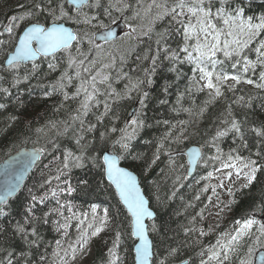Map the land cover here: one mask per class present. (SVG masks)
<instances>
[{
    "label": "snow or ice",
    "instance_id": "6c2138e0",
    "mask_svg": "<svg viewBox=\"0 0 264 264\" xmlns=\"http://www.w3.org/2000/svg\"><path fill=\"white\" fill-rule=\"evenodd\" d=\"M66 3L74 7L67 9ZM99 6L100 0H32L31 5L21 15L8 17L6 23L0 21V37H9L7 41L0 39V52L4 54V59L0 61V72L5 73L0 75V94L4 97L11 95V88L28 81L36 74L37 57L51 56L56 60V54H61V62L48 61V68L52 72L61 64L64 65V70L55 82L47 86L51 91H46L45 95L56 92L62 96L57 110H66L67 118L59 122L50 121L49 132H54L56 137L65 138L70 145L63 147L61 157L57 158L59 164L55 175L42 178L36 191L28 189L21 219L11 225L13 237L19 238L26 251L17 255L14 251L0 246V264H33L30 259L33 249H38L43 244L40 227L48 224L53 216L64 219V223L53 221L57 231L66 230L69 227L68 220H78L76 227L79 235L68 248H62L61 241H56L59 250L54 251L53 255L59 260V264H69L66 260L69 256L74 262L78 254L82 255L88 249L90 240L109 226L113 220L109 208H104L103 214L99 215L97 205L93 204L89 217L88 212H75L71 202L64 199L81 188L86 191L89 187L86 178L79 179L76 185L70 182L73 169L95 171L100 176L97 186L114 188L118 205L122 206L117 208V213L125 216L122 223L126 222V227L121 229L117 225L112 247L107 249L106 264H122L117 249L125 235L132 238L134 264H174L179 259L180 249L168 246L163 258L159 256L156 251L159 244L154 243L149 235L158 234L157 225L145 223L146 220L154 221L156 214L141 193L137 177L121 165L122 161H128L130 157L133 160L141 158L139 154L133 155V142L146 128L152 127L147 123L146 109L151 98L148 89L155 83L157 70L167 64V71L175 76L174 80L166 82L161 89L167 97L169 89L177 86L176 102L171 111L183 110L191 113L190 108H183L182 102L190 98L194 90L207 92L208 95V99L204 101L205 107L200 108L199 115H203L206 106L224 96L226 92L240 91L237 86L241 84L264 90V40L258 39L264 34V15L246 17L244 0H151L143 10L146 15L151 16L148 27H141L137 35V27L129 24L130 31L127 36L129 40H138L139 36H144L152 44L137 57L140 62L139 67L134 70L137 75L133 77L128 73L118 72L115 79L109 71L115 67L114 58L109 63H100L97 67L98 61L88 60L80 49L84 37L58 23L61 20H70L76 24L90 25L95 17L89 16L84 9ZM24 7L21 5V8ZM127 7L123 0H109V7L105 8V12L110 14L109 9L123 12ZM45 14L52 17L51 24L41 23L38 19L31 22L33 17ZM137 18H143L140 11H136L134 17L129 19ZM163 21L167 23L160 31H156V25ZM21 28L22 31H17ZM107 35L114 34L109 32ZM177 36L181 39L176 47H172L169 41ZM120 59L123 63L125 57L121 56ZM30 61L31 71L25 70L21 76V68H25ZM185 64L192 66V75L187 78V84L180 91L177 82L184 79L181 68ZM7 75H11L10 83L6 79ZM253 76L256 78L253 79ZM120 80L127 81L123 89L113 86ZM5 83H9V86H4ZM250 100L251 98L246 101L241 95L221 113L219 125L223 127L218 126L215 134L205 142L208 147L216 148L217 155L205 159L201 151L191 150L190 163H195L197 158L204 159L205 163L207 160L220 161L222 168H217L216 171L227 170L223 172V179L219 184L211 186L213 194H216L217 187L225 186L224 179L231 181L233 175L245 181L242 187H249L256 179L257 171L264 168L260 163L264 159V123L246 128V120H238L232 111V104H241L246 108L250 106ZM124 101L134 102L135 110L126 115L121 113L119 109ZM159 103L167 104L168 100L160 99ZM72 104H75L74 108L71 107ZM5 107V104L0 103V109ZM120 121H123L122 125ZM163 123L167 125L169 122ZM181 125L178 136L173 135V125L156 142V150L149 167L160 159L166 146L170 148L184 137L187 127L184 122ZM229 134L233 137V143L239 141V144L222 159L224 154L219 147V141ZM248 134L256 137V147L259 150L254 155L257 159H252L251 155L245 157L239 154L241 149H249ZM49 143L54 150H61V145L55 140ZM47 151V147L35 150L31 153L29 163H34ZM164 154L168 155L169 164L175 167L171 152ZM212 176V172L207 174V178ZM22 180L23 174H20L0 188V217L7 218L10 215L12 205L18 199L17 193ZM203 191H208V187ZM228 192L231 195L232 189L229 188ZM195 199L199 200L200 196L197 195ZM211 199L209 197V201ZM53 201L55 206L49 207ZM220 210L223 211L222 208ZM253 211L264 213V197L261 198L260 206ZM65 212L71 213V216H66ZM197 216L202 219L203 210ZM195 220L194 216L190 223L194 225ZM234 223L236 227L232 232H222L215 244L201 247L198 253L199 264H231L232 256L239 252L254 233L259 234L257 240L264 238V222L258 221L252 214L235 220ZM5 231V227L0 225V233ZM194 232H199L201 237L207 235L202 228H184L185 236ZM62 234L67 233L65 231ZM61 251L63 256L60 255ZM45 259L44 255H40L39 264H44ZM261 260L264 262V257ZM180 264H188V261L181 259ZM239 264H247V261L241 259Z\"/></svg>",
    "mask_w": 264,
    "mask_h": 264
},
{
    "label": "trees",
    "instance_id": "16d2710c",
    "mask_svg": "<svg viewBox=\"0 0 264 264\" xmlns=\"http://www.w3.org/2000/svg\"><path fill=\"white\" fill-rule=\"evenodd\" d=\"M15 5H17V0H0V21H3L6 16L11 14L10 10ZM244 6L246 17L264 15V5L244 3ZM36 18L42 19L41 16L34 17V19ZM61 21L70 22V20ZM164 25L165 23L160 26L157 25L156 31H160ZM76 26L74 24L75 28H77ZM258 39L264 40V34ZM178 41H180V38L177 36L171 39L169 43L172 47H176ZM150 44H152V41L148 39L145 41L142 39H128L115 45L101 46L100 48L89 46V48L84 49L83 53L86 54L88 60L96 59L98 61L97 67H99L100 63H109L114 58L115 67L109 70L113 79H115L118 72L128 73L134 77L138 74L134 70L140 64L137 57L141 56ZM121 56L125 57L123 63H121ZM61 60L60 53L56 55V60H53L52 57L41 59L36 63L38 69L34 76L17 87L11 88V95L9 97H4L0 94V103L6 105L4 109H0V163L21 148L39 149L47 147L48 149L43 154V159L28 177L21 192L17 195L18 199H15V203L12 205L10 215L7 218L0 217V225H3L6 229L4 233H0V246L2 245V247L8 250L14 251L17 255L21 251H26V249L18 237H13L11 225L21 219L28 189L31 188L36 191L37 186L42 182V178H46L48 175H55V169L59 164L57 158L61 157L63 147L70 146L65 138L56 137L54 132H49L50 121L59 122L67 118L66 110H57L62 96L56 92H53L51 95H45L46 91H51L47 86L55 82L64 70V65L61 64L55 72H52L48 68V61L58 63ZM88 60L85 61L86 65L88 64ZM191 67L185 64L181 68V71L184 73V79L177 82L180 91L187 84V78L192 75ZM25 70L31 71V65L21 68V76L24 75ZM0 75L5 74L2 73ZM252 78L255 79L256 77L253 76ZM6 79L10 83L11 75H7ZM174 79V74L167 71V64L157 70V74L154 77L155 83L148 89L151 98L148 101L146 109L147 123L152 125V127L146 128L137 140L133 142V155L139 154L141 158L133 160L130 157L128 161H122V165L137 174L149 201L150 208L156 214L155 220L148 224L155 223L157 225L158 234L150 233V237L154 243L159 244V247L156 249L159 256L163 258L165 249L168 246L178 247L180 249L179 259H176L174 264H180L181 259L187 260L188 264H193V262L194 264H199L198 253L201 247L215 244L219 234L224 229H227L228 225L235 224V219H242L248 214L264 216V213L253 211L254 208L260 206L261 198L264 197V168L257 171L256 179L249 187H242L241 190L233 189L230 203L227 205L228 216L217 228L211 230L207 221L208 213L210 212L208 207L209 193L208 191H203V189L206 187L207 180L209 179L207 178V174L209 172L216 173V169L222 168V165L220 161L207 160V163H205V160L202 159L196 174L189 179L186 176L187 163L184 151L190 146L201 147L203 145L201 148L204 149L203 157L205 159L217 155L216 148L208 147L205 142L210 140L215 134L218 126L223 127L219 125L221 113L225 111L233 100H236L241 95L245 97L246 101L251 98L250 106L245 108L241 104H232L233 115L240 121L246 120V128H250L253 125L260 126L264 123V90H258L253 85L241 84L237 86L240 91L235 93L226 92L224 96L208 104L203 115H199L200 108L205 107L204 101L208 99L207 92H196L194 90L192 96L182 102L183 108H190L192 110L191 113L183 110H170L176 102L177 86L174 85L169 89L167 97L164 96L161 89L166 82ZM126 82V80H120L115 82L113 86L117 89H123ZM9 83H5L4 86H9ZM164 98L168 100V103H159L160 99ZM134 106V102L124 101L119 111L126 115L128 112H132ZM71 107L74 108L75 104H72ZM163 121H168L169 123L166 125ZM181 122H184V125L187 127L184 137L179 143H173L170 148L166 146L160 154V159L149 167L153 153L156 150V142L160 141L161 137L168 132L169 127L173 125L175 126L173 135L178 136L182 126ZM119 123L122 125L123 121ZM100 130L103 131V128ZM53 140L61 145V150H54L52 148L49 141ZM247 140L250 150L241 149L239 154L245 157L251 155L252 159H257L254 155L259 150L256 147V137L254 134H248ZM238 144L239 141L236 144L233 143L231 134L221 138L219 147L224 154L222 159L226 158L230 150L236 148ZM166 152H171L172 158L175 161V167L169 164V157L164 154ZM260 163L264 165V159ZM178 177L179 179H177ZM81 178H86L89 181L87 190L85 191L81 188L73 193L72 196L65 197L64 199L71 202L75 212H88L89 217L91 216L90 209L93 204L97 205V213L99 215L103 214L104 208L110 209V216L113 217V220L105 231L93 240V258L86 263L106 264L108 259L107 249L112 247L117 225L121 229L126 227V222L122 223L125 221V216L123 214L118 215L117 213V208L122 206L118 205L115 191L113 189H106L103 186H97L100 176L95 171L73 169L70 174V182L76 185ZM105 183L107 182L105 181ZM197 195L200 196L199 200L195 199ZM53 206H55L54 201L49 207ZM202 210L203 218L201 219L197 216V213ZM65 215L71 216V213L65 212ZM194 216L196 220L193 225L190 221ZM57 220L60 223H64L62 217L53 216L48 224L41 225L40 233L43 237V244L38 249H33V255L30 257L33 264H39L40 255H44L46 258L44 264H59V260L53 255L54 251L59 250L57 249L56 241H61L62 248H68L69 244H72L79 234V229L76 227L78 223L77 219L68 220L69 227L61 231H57L56 224L53 223V221ZM193 226L197 229L202 228L207 235L201 237L199 232H194L185 236L184 228ZM65 231L67 234L63 235L62 233ZM213 233L218 235L217 238ZM131 245L132 238L125 235L120 247L117 249L118 254L122 258V264H134ZM261 249H263L262 246L256 247L257 251ZM60 255L63 256L64 253L61 251ZM244 255L245 247L242 246L239 252L232 256L231 264H239L242 259L241 257H244Z\"/></svg>",
    "mask_w": 264,
    "mask_h": 264
},
{
    "label": "rangeland",
    "instance_id": "374dc122",
    "mask_svg": "<svg viewBox=\"0 0 264 264\" xmlns=\"http://www.w3.org/2000/svg\"><path fill=\"white\" fill-rule=\"evenodd\" d=\"M151 1V0H139V4L140 6L134 5L131 8V11L133 12V17L136 13V11H140L141 16L143 17L142 19H131L130 23L134 22V26L137 27V35H139L140 29L141 27L147 28L149 25V22L151 20V16L146 15L144 13V5L146 2ZM101 5V4H100ZM116 14L117 17L124 15V13H120L118 15V13L114 12ZM130 31V29H129ZM129 31H126V35ZM82 32V36L87 39V37L90 34H93L95 31L89 26V25H85L83 26V28L81 29ZM87 33V36H84V34ZM143 36H139V38H141ZM125 39H128V36L125 37ZM135 40V39H133ZM91 44V43H89ZM94 45V43H93ZM91 47H93L91 45ZM81 51L83 52L85 47H81L80 46ZM2 56H4V54L2 52H0V59L2 58ZM227 171L226 169L222 170L221 172H216L213 174V176L211 178H209L207 180V185L206 187H208V193H209V197H212L211 201L208 200V207L210 212L208 213V224L210 226L211 230H214L215 228H217L219 226V224L228 216V206L230 203V194L228 192V189L231 188L232 191L233 189H241L242 185L245 183V181L241 178V179H237L235 175H233L231 181L224 179V187H217L216 189V194H213L211 191V186L213 185H218L220 180L223 179V172ZM217 205H219V207H217ZM227 206V207H226ZM223 209V211H221L220 209ZM237 220V219H235ZM236 227L235 224L233 225H228L227 229H224L222 232H232V230ZM221 232V233H222ZM79 233V232H78ZM214 235H216L215 233H213ZM79 235V234H78ZM77 235V237H78ZM259 234L258 233H254L251 239H248L245 241L244 243V247H245V255L244 257H241L242 259H244L245 261H247V264H253V259H254V255L256 253V247L258 246H262V248H264V238H261L259 240H257V236ZM218 235H216L217 238ZM76 237V239H77ZM96 237L92 238L89 242L88 245V249L85 251L84 254H78L76 260L73 262L71 260V257H66V260H68L69 264H86L87 262L91 261L93 258V248H92V242ZM75 239V240H76ZM251 249V250H250Z\"/></svg>",
    "mask_w": 264,
    "mask_h": 264
},
{
    "label": "water",
    "instance_id": "95a60500",
    "mask_svg": "<svg viewBox=\"0 0 264 264\" xmlns=\"http://www.w3.org/2000/svg\"><path fill=\"white\" fill-rule=\"evenodd\" d=\"M244 2H248V3L253 4V5H264V0H244ZM69 29L72 30V28H69ZM123 30H124V27L120 23V24L112 27L111 29H109L107 31H103V32L98 33L96 35V42H98V43L113 42L121 36ZM109 32H112L114 35L108 36L107 34ZM39 59H40V57H37L36 61H38ZM30 62H28V63H30ZM192 149H197V150L201 151V153L203 155V150L197 146L190 147L184 153V155L186 157L187 164H188V172H187L188 177H191L194 174V172H195V170H196V168H197V166L201 160L200 158H197L195 163H190V160H192V156L190 155ZM35 150H37V149L36 148L20 149V150L16 151L14 154L10 155L5 161H3L0 164V188H2L6 182L12 181L15 176L23 174V180L21 181L20 190H18L17 195L19 194V192L23 188L25 182L27 181L28 177L30 176L31 172L34 170V168L36 167L38 162L43 158V155H41L40 158L38 160H36L34 163H29V161L31 160V153H33ZM133 174L137 177V183L140 187L141 193L145 196L143 188H142L140 181H139V177L135 173H133ZM145 198H146V196H145ZM155 217H156V215H155ZM148 221H150V220H146L145 223H147ZM263 222H264V219H263ZM261 257H264V251H262V250L258 251L255 254L254 264H264V262H262V260H261Z\"/></svg>",
    "mask_w": 264,
    "mask_h": 264
},
{
    "label": "flooded vegetation",
    "instance_id": "af4514ba",
    "mask_svg": "<svg viewBox=\"0 0 264 264\" xmlns=\"http://www.w3.org/2000/svg\"><path fill=\"white\" fill-rule=\"evenodd\" d=\"M31 2H32V0H17L18 6L11 8V12L14 13L13 15H21L23 13V11H25L27 9V7H29L31 5ZM123 3L128 5V7L125 8L124 10H130L131 11V8L134 5L140 6L139 0H123ZM150 3H151V1L146 2L144 5V8H147ZM100 4L102 7L108 8L109 7V0H100ZM21 5H23L25 7L21 8ZM15 11H17V12H15ZM44 16L47 18L46 23H48L50 20L49 16H47L46 14ZM123 19L121 18L120 20L123 21ZM32 20H34V17L32 18ZM159 23H161V22H159ZM17 31H21V29H18Z\"/></svg>",
    "mask_w": 264,
    "mask_h": 264
},
{
    "label": "bare ground",
    "instance_id": "6f19581e",
    "mask_svg": "<svg viewBox=\"0 0 264 264\" xmlns=\"http://www.w3.org/2000/svg\"><path fill=\"white\" fill-rule=\"evenodd\" d=\"M9 3V2H8ZM4 4V3H3ZM131 5V4H130ZM7 8V7H6ZM17 12V11H15ZM14 14V13H13ZM47 15V14H46ZM248 17V16H247ZM180 38V37H179ZM191 66V65H190ZM249 90V89H248ZM242 93V92H241ZM171 95V94H170ZM160 126V125H159ZM20 141V140H19ZM26 143V142H25ZM15 144V143H14ZM19 145V144H18ZM44 157V156H43ZM191 181V180H190ZM190 186V185H189ZM193 187V186H192ZM237 210V209H236ZM242 215V214H241ZM2 246V245H1ZM198 253V252H197ZM241 253V252H240Z\"/></svg>",
    "mask_w": 264,
    "mask_h": 264
}]
</instances>
